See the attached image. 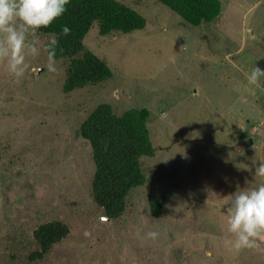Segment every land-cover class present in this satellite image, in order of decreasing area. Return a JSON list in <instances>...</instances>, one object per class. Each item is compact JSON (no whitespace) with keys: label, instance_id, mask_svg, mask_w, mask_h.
Masks as SVG:
<instances>
[{"label":"rangeland","instance_id":"obj_1","mask_svg":"<svg viewBox=\"0 0 264 264\" xmlns=\"http://www.w3.org/2000/svg\"><path fill=\"white\" fill-rule=\"evenodd\" d=\"M119 1L145 26L101 35L94 22L83 40L110 78L64 92L70 57L49 72L55 37L39 31L28 37L38 54L18 83L0 61V264L26 262L38 248L33 230L51 220L69 233L37 264H264V239L235 250L227 230L230 194L264 183L254 172L264 161V77L248 80L264 68V0H220V15L196 26L160 0ZM104 102L117 114L147 108L155 147L140 158L145 184L108 221L92 198L95 165L79 134ZM149 192L165 195L159 218Z\"/></svg>","mask_w":264,"mask_h":264},{"label":"trees","instance_id":"obj_2","mask_svg":"<svg viewBox=\"0 0 264 264\" xmlns=\"http://www.w3.org/2000/svg\"><path fill=\"white\" fill-rule=\"evenodd\" d=\"M160 2L195 26L218 17L222 4L220 0ZM94 22L98 23L100 34L105 35L112 31L124 33L141 29L146 24V18L119 0H71L63 16L48 28L39 30L54 35L57 41L55 59L70 57L63 84L64 92L112 76L106 61L84 47V37ZM64 25L71 28L67 36L62 32ZM149 116V110L145 107L129 108L117 114L109 103L104 102L98 104L79 126L80 136L91 147L95 165L92 198L110 219L120 217L126 210L130 191L145 184L146 176L140 158L153 156L155 152L147 125ZM147 201L151 215L161 217L165 195L149 192ZM68 233V226L60 220L39 224L32 232L38 248L21 264H37Z\"/></svg>","mask_w":264,"mask_h":264},{"label":"clouds","instance_id":"obj_3","mask_svg":"<svg viewBox=\"0 0 264 264\" xmlns=\"http://www.w3.org/2000/svg\"><path fill=\"white\" fill-rule=\"evenodd\" d=\"M70 3L71 0H0V61L5 63L15 82L29 70L27 57L38 54V47L29 41V35L52 25L64 15ZM62 32L67 36L71 28L64 25ZM56 45L55 39L46 45L47 69L52 73L58 71ZM261 77H264V68L257 65L248 76L249 83L257 84ZM254 172L264 177V161L258 163ZM227 203L231 210L227 230L234 237L233 248L259 249V241L264 239V183L251 189L237 188ZM147 235L155 239L158 233L153 231Z\"/></svg>","mask_w":264,"mask_h":264},{"label":"water","instance_id":"obj_4","mask_svg":"<svg viewBox=\"0 0 264 264\" xmlns=\"http://www.w3.org/2000/svg\"><path fill=\"white\" fill-rule=\"evenodd\" d=\"M252 143H253V139L251 137H249L247 140H245L244 142H242V144L245 145V146H249ZM102 220H107L108 221V220H110V218L108 216L104 215L102 217Z\"/></svg>","mask_w":264,"mask_h":264}]
</instances>
